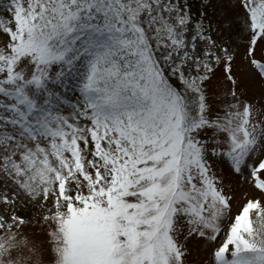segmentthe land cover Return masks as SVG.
<instances>
[{"label": "snow or ice", "instance_id": "6c2138e0", "mask_svg": "<svg viewBox=\"0 0 264 264\" xmlns=\"http://www.w3.org/2000/svg\"><path fill=\"white\" fill-rule=\"evenodd\" d=\"M0 264H264V0H0Z\"/></svg>", "mask_w": 264, "mask_h": 264}, {"label": "rangeland", "instance_id": "374dc122", "mask_svg": "<svg viewBox=\"0 0 264 264\" xmlns=\"http://www.w3.org/2000/svg\"><path fill=\"white\" fill-rule=\"evenodd\" d=\"M228 179L231 181L232 190L235 192L234 204L239 200V198L243 195L244 192H248L249 195L254 194L252 189L247 184H243L235 177H229Z\"/></svg>", "mask_w": 264, "mask_h": 264}]
</instances>
